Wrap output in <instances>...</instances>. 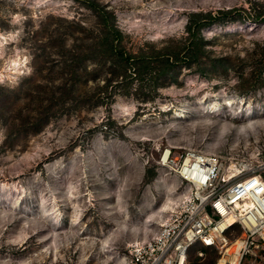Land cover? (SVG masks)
Listing matches in <instances>:
<instances>
[{
	"label": "rangeland",
	"instance_id": "374dc122",
	"mask_svg": "<svg viewBox=\"0 0 264 264\" xmlns=\"http://www.w3.org/2000/svg\"><path fill=\"white\" fill-rule=\"evenodd\" d=\"M262 11L264 0H0V264H124L177 202L166 150L264 168ZM198 13L217 19L191 36ZM104 17L131 57L123 69L103 58ZM193 39L206 52L188 61ZM163 54L177 61L162 71Z\"/></svg>",
	"mask_w": 264,
	"mask_h": 264
},
{
	"label": "built area",
	"instance_id": "2783aa9c",
	"mask_svg": "<svg viewBox=\"0 0 264 264\" xmlns=\"http://www.w3.org/2000/svg\"><path fill=\"white\" fill-rule=\"evenodd\" d=\"M161 163L181 183L177 202L149 239L128 247L124 264H264V168L194 150H166Z\"/></svg>",
	"mask_w": 264,
	"mask_h": 264
},
{
	"label": "trees",
	"instance_id": "16d2710c",
	"mask_svg": "<svg viewBox=\"0 0 264 264\" xmlns=\"http://www.w3.org/2000/svg\"><path fill=\"white\" fill-rule=\"evenodd\" d=\"M93 9L95 11H97V13H99L100 16L106 17V15L108 14V17H110L109 13L104 11L102 8H97V6H94ZM257 14H258V17L261 15L264 16V11L259 12ZM105 17L103 20L104 21L103 22V35L104 36H103V42L101 43L103 46L101 50H102V52H104L103 58L106 59V61H109L110 64H112L113 66L123 65L122 66V69H123V68H125V60L127 61V59H130L131 57H126L125 55L120 54L118 52V49H117L118 44L116 43V41H118L121 38V33L114 25L110 24L107 20H105ZM196 19L198 21H196ZM216 19L217 18L216 17L213 18V16L210 13L191 14L190 18H189V22L187 24V32L189 33V35L194 36L195 32L198 33L199 28H204L206 26H209ZM195 23L197 26H195ZM195 27H196V29H195ZM202 45L203 44L200 40L194 41V39H193V41L191 42V46L188 47V50L186 53L188 61H197V60H199L201 53L206 52L205 50H203V51L201 50ZM159 58L161 59V63L163 66L162 71L167 66H169L168 64H169L170 60L172 62L177 61V59L174 55H169V54H163V55L159 56ZM226 62H227V59L217 57L211 61V65L213 63H216L218 65V64H222V63H226ZM78 63H79V60L71 59L67 65L70 67L69 79L74 80L75 82H76V79H78V77H82V75L79 74L77 69L75 68ZM82 70H84V69H82ZM120 76H121V74H120ZM70 85H73V82L70 83ZM37 121H39V119L34 121V123H33V125L36 127H37V125H39V122H37Z\"/></svg>",
	"mask_w": 264,
	"mask_h": 264
},
{
	"label": "bare ground",
	"instance_id": "6f19581e",
	"mask_svg": "<svg viewBox=\"0 0 264 264\" xmlns=\"http://www.w3.org/2000/svg\"><path fill=\"white\" fill-rule=\"evenodd\" d=\"M208 110L209 111H212V112H216L217 111V109H215V107L212 105V106H208ZM182 114H185V113H183V112H179V116L178 117H180V118H183V117H185L184 115H182ZM166 156H167V152L165 153V155H164V159H166ZM235 164H231V165H229V166H234ZM169 193L171 194L172 193V189H170L169 190ZM175 204H176V202L175 201H173V200H169V198L166 200V203L165 204H163V206H162V210L161 211H172L173 209H174V206H175ZM55 217L57 218V217H59V214L57 213L56 215H55Z\"/></svg>",
	"mask_w": 264,
	"mask_h": 264
}]
</instances>
